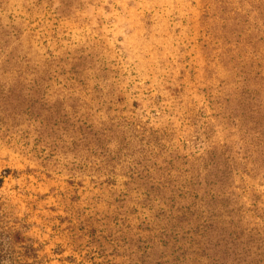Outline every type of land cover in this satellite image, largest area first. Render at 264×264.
<instances>
[{
    "label": "rangeland",
    "instance_id": "rangeland-1",
    "mask_svg": "<svg viewBox=\"0 0 264 264\" xmlns=\"http://www.w3.org/2000/svg\"><path fill=\"white\" fill-rule=\"evenodd\" d=\"M186 159L193 257L264 264V0H0V264H171L133 189Z\"/></svg>",
    "mask_w": 264,
    "mask_h": 264
},
{
    "label": "trees",
    "instance_id": "trees-1",
    "mask_svg": "<svg viewBox=\"0 0 264 264\" xmlns=\"http://www.w3.org/2000/svg\"><path fill=\"white\" fill-rule=\"evenodd\" d=\"M174 161L178 163L175 164ZM205 168H197L187 159L160 160V162L153 160L144 166L145 179L141 181V184L137 183L136 188L133 189L136 191L140 187L141 194L144 196L143 203L148 205L150 202H155L167 206V209H159V214L164 216L166 221L162 228V239H172L175 242L171 264H194V261L196 264H202V260H196L193 257L197 251L195 252L192 247L199 245L200 241L205 244L212 242L210 232L218 228L214 223L220 222L211 219L220 218L221 215H211L205 207L202 206L199 209L197 203L208 205L210 209L215 210L214 206H217L218 200L222 206H225L223 202H229L224 196L218 199V196L210 192L212 189L210 187L214 186L215 181L207 182L204 179L206 178L203 174ZM149 169L158 174L153 176L152 172L148 173ZM200 189L203 190L202 194L199 193ZM173 212L175 214L171 215ZM234 235L236 233L231 232L228 236L231 239ZM200 255H204V247L200 250ZM204 257H208L207 252Z\"/></svg>",
    "mask_w": 264,
    "mask_h": 264
}]
</instances>
